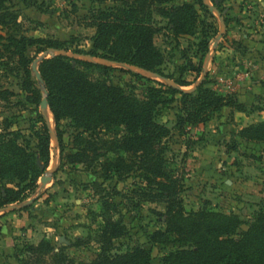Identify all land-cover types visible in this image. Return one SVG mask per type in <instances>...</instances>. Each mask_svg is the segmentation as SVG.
I'll return each instance as SVG.
<instances>
[{
    "label": "rangeland",
    "instance_id": "obj_1",
    "mask_svg": "<svg viewBox=\"0 0 264 264\" xmlns=\"http://www.w3.org/2000/svg\"><path fill=\"white\" fill-rule=\"evenodd\" d=\"M122 1L6 2L17 15L21 33L56 39L64 45L61 49L47 48L38 54L34 46L27 49L26 55L31 58L32 88L37 89L39 95L35 90H25V75L14 60L7 65L0 61V89L12 93L7 100L0 99V132H11L17 144L36 151L33 131L40 127L39 105L44 88L36 83L32 65L36 63L38 70L39 59L46 51V58L63 54L110 65L114 68L110 81L138 97H143L149 86L159 87L151 76L130 69L127 64L105 62L85 54L91 49L95 34L93 11L121 5ZM199 1L173 0L168 4L189 2L194 5L197 20L191 34L175 36L168 19L153 14L159 27L153 41L164 56L160 69L173 83V88L194 94L201 84L219 95L234 94L245 105L246 112L222 107L209 120L190 124L179 120L186 116L181 95L176 93L171 97L167 93L168 102L158 106L156 118L169 129L163 141L164 156L168 167L182 180L179 196L185 213L205 208L234 214L243 222L241 228H246L255 213L264 209V142L245 140L239 136V131L264 119V89L239 100L237 93H243L245 83L251 81L235 75L232 78L230 72L240 71L235 61L241 60V51L247 48L243 43L264 41V0H221V15L201 8ZM207 1L213 3V0ZM220 32L222 37L218 39ZM254 82L264 87V78H255ZM38 96L39 101H36ZM47 114L51 130L49 160L36 179L35 191L22 201L0 208V264H25L29 260L26 245H38L42 241L50 245L44 252L46 263L51 264L55 254L90 262L101 250L105 217L116 221L123 231L120 237L112 239L111 252H124L140 245L151 249V264H161L159 257L178 247H188L175 242L173 236L166 243L151 242L150 234L164 229L165 203L147 200L145 193L152 190L136 171L121 176L109 172L106 177L100 163L103 158L91 164L69 162L67 155L75 152L72 142L75 130L71 121L60 122L59 141L52 114ZM117 155L124 153L110 152L108 158ZM35 162L43 168L37 155ZM4 185L15 188L14 182L8 180Z\"/></svg>",
    "mask_w": 264,
    "mask_h": 264
},
{
    "label": "trees",
    "instance_id": "obj_2",
    "mask_svg": "<svg viewBox=\"0 0 264 264\" xmlns=\"http://www.w3.org/2000/svg\"><path fill=\"white\" fill-rule=\"evenodd\" d=\"M7 1L0 0V61L7 65L14 60L25 75V90H35L39 95V91L32 88L31 58L26 51L34 46L38 54L47 48L61 49L64 43L21 33L17 15L10 10ZM172 1L123 0L121 5L99 7L93 11L95 34L91 49L85 54L166 77L160 69L163 53L153 41L159 31L153 14L167 18L175 36L193 33L197 20V10L192 3L168 5ZM221 3V0L212 3L219 15L222 14ZM199 6L209 11L203 0L199 1ZM113 69L102 62L63 54L52 55L39 63L42 80L36 83L47 91L58 140L61 141L59 125L62 120L69 119L75 130L72 141L75 152L68 154L67 160L91 164L103 158L100 163L106 177L109 172L119 176L138 172L152 190L145 193L147 200L165 203L164 229L152 232L150 241L166 243L173 236L178 244L188 245L159 257L161 264H264V209L255 213L246 228H241L243 222L234 214L205 208L185 213L179 196L182 180L168 167L164 156L163 141L169 129L156 118L158 106L168 102L167 93L171 97L176 93L181 95L186 116L179 120L190 124L209 120L222 107L246 112L245 105L234 94L219 95L201 84L191 94L156 81L159 87L149 86L146 94L138 97L110 81ZM10 95L11 91L0 89V99L7 100ZM38 122L39 129L33 131L36 151L17 144L11 132H0V208L32 194L37 177L47 166L51 132L40 114ZM239 136L248 141L264 142V119L241 128ZM120 151L124 155L108 158V153ZM36 155L42 169L35 162ZM6 180L14 182L15 188L5 186ZM122 234L118 223L105 217L100 236L102 247L93 260L75 261L65 254H55L51 264H151V249L140 245L124 252H111L112 239ZM48 249L50 245L45 241L26 245L29 260L25 264H50L44 259Z\"/></svg>",
    "mask_w": 264,
    "mask_h": 264
},
{
    "label": "crops",
    "instance_id": "obj_3",
    "mask_svg": "<svg viewBox=\"0 0 264 264\" xmlns=\"http://www.w3.org/2000/svg\"><path fill=\"white\" fill-rule=\"evenodd\" d=\"M247 42L243 43L245 44V46H247V48L241 51L242 54L241 60L238 59L235 61V64L239 65L240 71L230 72V74H232V78L235 75L236 78L237 76L238 78L244 77L245 80L251 81V83L250 82L245 83L246 86L244 87L245 90L242 91L243 93H237L236 96L239 100L241 98H244L245 96H249L251 92H255L262 88L264 89L263 86H260L259 84H256L254 82L255 78H264V41L257 43L255 42L247 43Z\"/></svg>",
    "mask_w": 264,
    "mask_h": 264
},
{
    "label": "water",
    "instance_id": "obj_4",
    "mask_svg": "<svg viewBox=\"0 0 264 264\" xmlns=\"http://www.w3.org/2000/svg\"><path fill=\"white\" fill-rule=\"evenodd\" d=\"M204 3L206 5H208V7H209V9L211 11H216L217 12V10H216V8H215V6L213 4L209 3L207 0H204ZM221 37H222V32H220L217 35L218 39H220ZM47 55H48V51L45 52V54L39 59V61H41L42 59L46 58ZM119 64H121V63H119ZM130 69H135V70H137L139 72H142V73H144L146 75L151 76L153 79H155L158 82L164 83V84L169 85V86H173V83L168 78H166L164 76H161V75H159L157 73H154V72H151V71H147V70H143L141 68H137V67H134V66H130ZM32 70H33V72L35 74L36 79L38 81H41L42 80L41 79V75H40L39 71L36 68V63H33ZM39 107H40V111H41L42 116L45 118V121H46L48 127L50 128L49 121H48V118H47V115H46L47 112H50V110H49V105H48V101H47V91L45 89H44V97L42 98ZM50 132H51V130H50ZM48 180H50V178H48Z\"/></svg>",
    "mask_w": 264,
    "mask_h": 264
},
{
    "label": "bare ground",
    "instance_id": "obj_5",
    "mask_svg": "<svg viewBox=\"0 0 264 264\" xmlns=\"http://www.w3.org/2000/svg\"><path fill=\"white\" fill-rule=\"evenodd\" d=\"M49 113V112H48ZM48 115V114H47ZM48 116H50V114L48 115Z\"/></svg>",
    "mask_w": 264,
    "mask_h": 264
}]
</instances>
